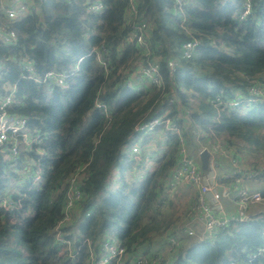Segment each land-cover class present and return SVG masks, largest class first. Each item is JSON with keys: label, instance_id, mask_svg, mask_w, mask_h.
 <instances>
[{"label": "trees", "instance_id": "16d2710c", "mask_svg": "<svg viewBox=\"0 0 264 264\" xmlns=\"http://www.w3.org/2000/svg\"><path fill=\"white\" fill-rule=\"evenodd\" d=\"M31 1L30 12L21 18L0 16L17 35L14 44L0 42L6 66L0 89L16 84L18 105L11 109L26 116L28 125L43 135L41 155L21 156L37 162L41 180L21 184L10 193L17 173L7 169L10 162L2 157L7 152L0 150V195L8 196L13 206H0V264H90L86 240L97 249L95 242L107 236L119 239L125 248L120 264H137L141 255L156 253L151 252L153 241L161 237L166 242L183 225L171 226L172 219L158 207L178 163L179 138L174 135L165 145L160 143L148 163L138 162L139 169L154 164L140 178L130 172L134 162L121 159L137 124L166 110L174 116L179 104L191 112L184 141L195 135L208 145L222 142L238 157L236 152L246 147L250 154L261 152L264 157V101L234 110L209 102L214 94L228 98L238 91L246 94L249 85L264 81V0H252L253 12L243 21L238 20L240 0H184L179 18L170 13L173 0H134L136 12L131 17L128 0H102L99 12L88 9L95 0ZM139 22L148 25L147 57L135 43L123 44ZM194 38L198 41L194 56L180 58L183 43ZM102 46L108 71L91 52ZM23 57L33 60L39 76L52 70L65 72L67 84L52 86L26 78L17 66ZM171 58L178 60L173 72L166 66ZM148 61L158 66L163 86L150 84L139 92L125 87L134 64ZM97 96L105 111L95 108ZM171 96L177 102L167 105ZM262 161L242 163L244 171L257 172L246 181L263 197L253 205L264 202V187L253 186L264 182ZM79 167L84 173L81 197L61 229L62 237L72 243L70 255L56 241L54 228L64 218L68 178ZM116 171L119 184L110 189ZM250 213L249 220L232 222L212 235L200 237L201 230H196V235L182 238L167 262L164 258L157 264H247L253 255L250 264H264V212L250 209Z\"/></svg>", "mask_w": 264, "mask_h": 264}, {"label": "built area", "instance_id": "2783aa9c", "mask_svg": "<svg viewBox=\"0 0 264 264\" xmlns=\"http://www.w3.org/2000/svg\"><path fill=\"white\" fill-rule=\"evenodd\" d=\"M225 1V0H223ZM88 9L91 12H99L103 8L102 0L89 2ZM32 6L31 0H0V16L7 20H14L27 15ZM254 3L252 0H240L238 4V20L243 21L252 14ZM184 0H173L170 7V13L174 18L182 16ZM136 8L134 0H128V17L135 14ZM131 17V16H130ZM129 20V18H128ZM148 25L145 22H139L132 25L123 44L135 43L142 56L147 57L151 54L148 43ZM16 32L8 24L0 21V42L6 45L16 42ZM198 41L196 38L187 40L183 43L180 58L190 59L194 56ZM91 52L96 56L97 61L108 71L107 59L103 57L105 48L94 47ZM81 58L78 60L80 61ZM33 60L25 57L17 62V66L22 70L24 76L37 83L46 85L64 87L68 74L65 72L48 71L43 76L35 72ZM178 65L177 59H166V66L173 72ZM134 71L124 81V86L139 92L147 85L162 87L164 81L158 70V66L153 61L145 64H134ZM6 73L5 63L0 58V77ZM16 91L15 83H7L3 89H0V150L7 152L10 157V169L17 173V184H36L41 180V170L39 165L33 159L21 158L22 153H31L41 155L43 153L41 145L43 135L37 129L28 125V118L15 112L11 108L18 105L14 100ZM264 101V82L256 81L249 85L246 94L236 92L232 98L224 97L221 94H214L209 98V102L215 106L234 109H244L251 105ZM177 102L174 96L168 98L167 105ZM95 108L106 110V105L97 96L94 102ZM153 116L137 124L129 141L122 148V160L129 163L134 162L130 172H137L140 178H144L147 172L139 169L137 164L142 161L144 164L153 154V148L160 142L166 144L172 136L179 138L178 163L171 170L166 181V190H173L177 185L187 187L188 190H195L194 197L187 207L184 223L181 231L168 235L166 237V248L169 255L175 252L181 243L182 238L196 235V225L193 221L201 222V235L207 236L226 229L229 224L237 221L249 220L252 216L250 207L262 200L260 190L249 189L248 181L257 174L256 171L245 170L240 166V159L232 153L222 142H210L209 146H199L196 157L190 155L183 139V133L188 131L190 126L191 112L188 108H181L177 105V111L174 116L167 112ZM154 145V146H153ZM207 150L208 163L207 168L203 170L199 160V154ZM220 157L227 159L231 166V171L223 172ZM36 162V163H35ZM83 167H79L74 174L68 178V187L66 191V201L64 206V218L59 220L54 228V235L59 245H65L70 255H73L72 243L69 239L61 235L62 224L70 217L69 210L81 197V178L84 176ZM145 174V175H144ZM231 178L232 182H226ZM187 185V186H185ZM15 190L11 191L13 193ZM227 199L223 202V198ZM165 204V198L160 201ZM0 206L12 208V201L8 196L0 195ZM88 214V213H87ZM89 247L90 264H109L115 261L120 264L125 254V248L122 242L111 236L98 239L97 249L86 240ZM262 250V249H259ZM255 255L248 257L247 264H250ZM164 259V255L154 253L151 255H141L137 264L155 263ZM186 264V263H181ZM230 264H236L234 261Z\"/></svg>", "mask_w": 264, "mask_h": 264}, {"label": "rangeland", "instance_id": "374dc122", "mask_svg": "<svg viewBox=\"0 0 264 264\" xmlns=\"http://www.w3.org/2000/svg\"><path fill=\"white\" fill-rule=\"evenodd\" d=\"M264 82V81H262ZM187 133H189V131H187ZM205 140H203L202 138H198L197 136L195 135H191V138H187L185 140V143H186V148H187V151L190 155L196 157V152H197V149L199 147V145H206V143H204ZM238 143H240V140H237ZM154 146V145H153ZM157 146V145H156ZM236 146H234L235 148ZM156 148V147H155ZM154 148V149H155ZM155 152H158L157 150H155ZM237 154H239V159H240V166H243V164H252V161L255 159H259V160H264V157L262 156L263 154L261 152H256L254 151V154H250V151L249 149L246 147V149H243L239 152H236ZM2 157L4 158V160H10L9 156L7 153H2ZM154 160V159H153ZM152 160V161H153ZM220 160L222 161V163L224 165H226V167L224 166L223 169H225L226 171L230 172L231 171V168L228 164V161L227 159H224V158H220ZM250 162V163H249ZM264 162V161H262ZM148 163V162H147ZM243 163V164H242ZM264 167V165H261ZM154 167V164H151L148 168H143L142 171L144 172H147L148 170H151L153 169ZM7 169H10L9 167H7ZM116 175L114 177V184H113V187L110 188V189H114L118 184H119V181H115V178H118V172L116 171L115 172ZM145 175V174H144ZM20 184H17L15 182V185L13 186H10L9 189L10 191H13V190H16L17 189V186H19ZM187 186V185H185ZM255 187L257 188H261V187H264V182L263 180H260L256 183H254ZM188 187V186H187ZM187 187H182L181 185H177L173 190H166V188L164 187V198H165V204L163 205H158L159 209L161 210V212L166 216L167 219H172L171 221V226L173 224L175 225H178V224H183L184 223V219L183 217L185 218V213L187 211V207L189 205V203L192 201L193 197H194V193H195V190H191ZM108 191V190H107ZM107 191H102L99 196H98V201L99 199L105 195L107 193ZM227 199V197H224L223 198V202ZM250 209H252V212H256V211H262L264 212V202H261L259 204H255V205H252L250 207ZM252 214V213H251ZM194 225H196V230H201V222L198 221V220H194L193 221ZM157 240V239H156ZM157 242V244L155 243ZM153 241L150 245L152 248L151 252H156V253H160L162 254V256L164 255V258L166 259V262L169 260V256H173L175 252H172V254L169 255V252H168V249L166 248V244L165 242H163L161 240V237L158 238L157 241ZM164 260V259H163ZM158 262H153L152 264H157Z\"/></svg>", "mask_w": 264, "mask_h": 264}, {"label": "water", "instance_id": "95a60500", "mask_svg": "<svg viewBox=\"0 0 264 264\" xmlns=\"http://www.w3.org/2000/svg\"><path fill=\"white\" fill-rule=\"evenodd\" d=\"M208 151L207 150H203L200 154H199V160L201 163V168L203 170H205L207 168V163H208Z\"/></svg>", "mask_w": 264, "mask_h": 264}, {"label": "crops", "instance_id": "0c3cea01", "mask_svg": "<svg viewBox=\"0 0 264 264\" xmlns=\"http://www.w3.org/2000/svg\"><path fill=\"white\" fill-rule=\"evenodd\" d=\"M159 144H160V142H158V143L156 144L157 146L155 145L156 148L154 147L155 149L153 148V150H157ZM199 146H200V145H199ZM201 146H209V145H208V143H206V145H203V144H202ZM153 154H154V152H153ZM220 158H223V157H220ZM224 159H225V158H224ZM220 161H221V160H220ZM221 164H222V167H223V168H224V166L226 167V165H224V164L222 163V161H221ZM228 164H229V163H228ZM229 166H230V164H229ZM230 168H231V166H230ZM225 171H226V170L223 169V172H225Z\"/></svg>", "mask_w": 264, "mask_h": 264}]
</instances>
